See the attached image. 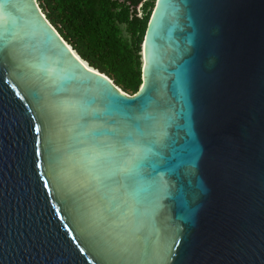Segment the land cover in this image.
Here are the masks:
<instances>
[{
  "label": "water",
  "instance_id": "95a60500",
  "mask_svg": "<svg viewBox=\"0 0 264 264\" xmlns=\"http://www.w3.org/2000/svg\"><path fill=\"white\" fill-rule=\"evenodd\" d=\"M141 55L0 0V264H264V0H157Z\"/></svg>",
  "mask_w": 264,
  "mask_h": 264
},
{
  "label": "trees",
  "instance_id": "16d2710c",
  "mask_svg": "<svg viewBox=\"0 0 264 264\" xmlns=\"http://www.w3.org/2000/svg\"><path fill=\"white\" fill-rule=\"evenodd\" d=\"M78 56L123 92L142 86V46L155 0H37ZM126 34V35H125Z\"/></svg>",
  "mask_w": 264,
  "mask_h": 264
},
{
  "label": "rangeland",
  "instance_id": "374dc122",
  "mask_svg": "<svg viewBox=\"0 0 264 264\" xmlns=\"http://www.w3.org/2000/svg\"><path fill=\"white\" fill-rule=\"evenodd\" d=\"M155 2H157V0H155ZM126 35V34H125ZM130 95V94H129Z\"/></svg>",
  "mask_w": 264,
  "mask_h": 264
}]
</instances>
